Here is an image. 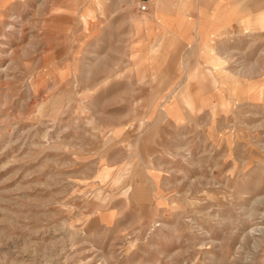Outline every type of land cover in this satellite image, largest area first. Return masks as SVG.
<instances>
[{
  "label": "rangeland",
  "instance_id": "rangeland-1",
  "mask_svg": "<svg viewBox=\"0 0 264 264\" xmlns=\"http://www.w3.org/2000/svg\"><path fill=\"white\" fill-rule=\"evenodd\" d=\"M138 2L0 0V264H264V0Z\"/></svg>",
  "mask_w": 264,
  "mask_h": 264
},
{
  "label": "built area",
  "instance_id": "built-area-1",
  "mask_svg": "<svg viewBox=\"0 0 264 264\" xmlns=\"http://www.w3.org/2000/svg\"><path fill=\"white\" fill-rule=\"evenodd\" d=\"M149 1L151 0H139L138 7L141 11H146L149 7Z\"/></svg>",
  "mask_w": 264,
  "mask_h": 264
},
{
  "label": "crops",
  "instance_id": "crops-1",
  "mask_svg": "<svg viewBox=\"0 0 264 264\" xmlns=\"http://www.w3.org/2000/svg\"><path fill=\"white\" fill-rule=\"evenodd\" d=\"M158 0H151V1H149V7H148V9L146 10V11H148L149 10V8L154 4V3H156ZM159 17H161V16H159Z\"/></svg>",
  "mask_w": 264,
  "mask_h": 264
}]
</instances>
